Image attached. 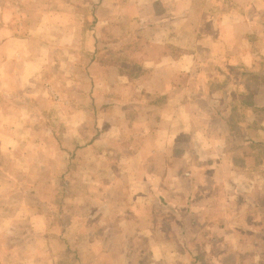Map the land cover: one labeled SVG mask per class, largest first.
I'll use <instances>...</instances> for the list:
<instances>
[{
	"label": "crops",
	"instance_id": "crops-1",
	"mask_svg": "<svg viewBox=\"0 0 264 264\" xmlns=\"http://www.w3.org/2000/svg\"><path fill=\"white\" fill-rule=\"evenodd\" d=\"M31 2L0 0V234L20 240L15 229L25 225L21 239L29 246L44 242L46 248L0 253L28 256L26 264H41L44 257L46 264H65L68 257L75 264H122L132 256L171 250L165 243L170 235L177 242L173 253L188 258L179 264H262L254 216L259 202L242 196L259 188L254 181L244 184L247 174L237 165L226 134L234 124H244L246 111L257 120L255 114L264 112V104L254 101L261 86L242 73L243 66L260 62L255 49L264 36V0H125V16L142 20L136 45L143 52L134 60L142 69L138 65L139 75L130 76L127 65L137 56H126V43L125 49L120 44L124 55L119 56V45L110 52L123 71L110 65L101 72L96 61L91 75L110 86L120 83V99H110L112 118L127 130L147 133L88 141L69 137L70 124L76 129L84 122L79 104L71 111L60 105V128L66 131L53 136V103L45 90L52 42L39 36L43 18L52 11L45 3L44 9L32 10ZM110 9L117 14V7ZM198 79L201 89L195 88ZM219 81L229 84L216 87ZM80 91L83 97L84 88ZM254 124L248 127L262 133L261 124ZM184 135L189 144L182 143ZM252 138L242 144L259 143ZM70 160H81L82 166L70 170ZM222 173L227 176L220 181ZM50 177L67 183L59 219L48 195L52 187L32 179ZM218 196L233 201L220 205L213 201ZM166 211L173 214L171 230L164 228ZM50 241L60 247L49 248Z\"/></svg>",
	"mask_w": 264,
	"mask_h": 264
},
{
	"label": "rangeland",
	"instance_id": "rangeland-1",
	"mask_svg": "<svg viewBox=\"0 0 264 264\" xmlns=\"http://www.w3.org/2000/svg\"><path fill=\"white\" fill-rule=\"evenodd\" d=\"M32 1H35L31 2L32 10L39 11V9H44L42 5L43 3H45L47 5V7L45 8H48L52 11L49 17L43 18L46 20V24L45 26L42 25V33H38L39 36H41L42 39H44L46 42H52L51 48L47 47V51L52 54V57L50 60L51 63L48 65V71L46 72L47 83L45 84V90L47 92V98H50V102L53 103V136L58 137L61 134V131L63 134L66 131L65 128H60V113L62 110L60 105H62L63 107L68 106L69 110L71 111L72 109H76L77 104H79V107L84 106V122L81 123V125H79L76 129L72 128L76 127V125H73L71 127L70 124V129L68 130L69 137H76L79 135L83 136V138L88 141L90 140V138H93L94 136L96 137L98 135L104 137L125 138L141 137L142 133L146 134V129H136L135 131L127 130L125 129V124H123V122H120V119L117 120L115 118H112V112L109 107L114 106L115 103H112L110 99L119 98V96H117L116 94V90H121L120 83L115 87L110 86L108 81H94L93 76L91 75L94 74V69L92 67L93 63L96 61H101V72H103L105 67L108 68V66L110 65H116L119 67V64H117L116 61L110 56V52L116 45H119V48L117 49L119 56L124 55L125 52L126 56L136 54L137 59H133L130 64L127 65V67L130 68L132 72L130 76L133 77L135 75H139L140 68L142 69V67L138 63V65L140 66L139 68L137 63H134V60L138 62V58L143 52L141 50H138L140 45H136L137 43L141 42V18H131L125 16V0ZM107 3H110V5H108ZM114 6L118 8L117 14H114V12L110 9ZM27 19L28 18H22V20L26 21ZM135 19L138 21L136 25L133 24ZM262 23H264V21H262ZM132 26H136L134 30L135 33L132 35L137 37V39H134V43H132L129 37L132 31ZM126 30L128 36L125 35ZM33 34L36 35L35 33H31L30 35L32 36ZM255 36H259V34L255 33ZM255 41H258V39L256 38ZM259 42L260 43L255 51L258 52V55L260 56V62L253 65L243 66L242 73L245 74L249 80H253L256 85L261 86L259 91L256 89L259 94L257 95V97H255L254 101H258L260 102V104H264V36H261ZM126 43L129 44L128 46L130 47L128 50L125 49ZM120 44L124 45L125 52ZM134 47H137V49H134ZM112 52L114 54L115 51ZM110 62L112 63L110 64ZM122 64L125 66L124 63ZM119 68H122V71L124 70V67L122 65ZM226 73L236 76H238L239 74L237 70H233L232 73L231 71L227 70ZM77 81L84 83V85L80 83L77 84ZM196 82L197 83L195 88L201 89L203 84L201 80L198 79V81ZM227 84H229L227 81H219L215 83V86H226ZM81 88H84L85 91L83 97L80 96V93L82 92L80 91ZM96 90H100V92L102 94H105V96L101 95V97H98V94L94 93ZM78 94L81 97H79V103H77ZM60 96H62V101H60ZM157 98H155L154 100L155 104L158 103ZM252 101L253 97L251 96L248 98L249 104ZM255 115L258 116L260 120H257V117H254V115L246 111V113H244V124H234L233 128L230 129V134L228 135L227 133L226 135L229 140V147L235 151L234 156H236L235 161L237 165L242 168L245 175L247 174V179H243L245 182L244 184H252V181H254V183H256V186H258L259 188L258 192L249 189L248 191H245L242 196H244L245 198L249 197L250 199H254L259 202L258 208H255V210H257L258 212H256L254 216L256 217L258 231L260 232L261 239L259 247L262 253L261 262L262 264H264V112H259ZM256 122H259L261 124L262 133L257 130L258 128L252 129L253 127H248L253 125L254 123V125L256 126ZM252 134L254 135V137H256L257 140H260L258 141L259 143H255L251 146H246V144L243 145L242 143L244 139L249 136L252 138ZM62 138H64V135L62 136ZM181 140L182 143L186 142L187 144H189L188 140L190 139L187 135H184L181 137ZM181 149L183 150V148ZM184 159L185 158H183L181 161L182 164L184 163ZM187 159L189 163V157H187ZM82 163L83 162L81 160L79 163L70 160L69 168L70 170L75 169L79 166H82ZM201 163L202 160H198L197 166L200 165L201 167ZM57 166H59V163L56 164V167ZM218 171L214 172L216 175L215 179H217ZM205 173L209 175V171ZM226 176V173H222V178H219L221 179L220 181H223ZM212 177H209V179L214 182L215 179L214 177ZM32 179H36L37 184L41 183V185H43L47 183L52 187L53 191L48 195L51 196L54 203L55 218L59 219L61 215L59 211H62L60 205L62 200L61 197H64V195H62L64 194L62 190H64V187L67 184L65 182L66 179L63 178L62 181L59 177H50L47 179ZM76 179V177H70V180ZM87 179L88 178L85 176V181ZM213 201L218 202V204L220 205H228L231 204L233 200L228 202L225 201L224 198H221V196H218L213 198ZM214 211L218 212L219 209L217 208ZM165 216L168 222L167 224H165L164 228H166L167 230H171L173 214L170 211H166ZM16 227L17 229H15V236H19L20 240H11L6 234H0V249L6 251V248H8L7 250H16L21 252V250L29 248H46L44 242L37 243L38 246H36L35 244L29 246V242L21 239V237H23L27 232L28 226L19 225ZM58 227L60 229L61 225L58 224ZM212 227L217 228V226ZM166 239L167 240L165 243L168 244L169 247H171V250L164 249V252L161 249H157V251H155V255L153 254V256H149L146 258L132 256L130 258L131 260H126L127 262L122 264H138V262L133 263V261H142V264H179L180 261H187L188 258L186 257V253L180 255L173 253L174 251L172 247L177 242L174 239L172 240V237L170 235L166 236ZM48 247L56 249L59 248L60 245L57 242L50 241L48 243ZM150 252L154 253V251L152 250ZM12 259H18L17 262L20 261L21 264H26V259H28V256L7 257L4 256V252L0 253V264H11L12 262L10 260ZM44 259L45 257L42 258L43 261H40L41 264H46L44 263ZM66 259H68L69 261H67ZM71 259L72 258L70 257L65 258V264H75L71 262Z\"/></svg>",
	"mask_w": 264,
	"mask_h": 264
}]
</instances>
